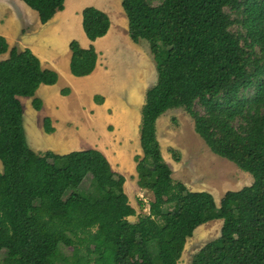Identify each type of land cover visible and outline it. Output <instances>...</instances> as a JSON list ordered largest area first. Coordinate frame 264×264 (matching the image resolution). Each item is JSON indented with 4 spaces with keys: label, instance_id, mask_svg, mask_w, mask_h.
<instances>
[{
    "label": "trees",
    "instance_id": "1",
    "mask_svg": "<svg viewBox=\"0 0 264 264\" xmlns=\"http://www.w3.org/2000/svg\"><path fill=\"white\" fill-rule=\"evenodd\" d=\"M22 1L43 24L66 2ZM121 1L131 39L149 41L158 71L141 110L143 155L136 156L137 183L154 195L149 214L129 219L137 209L126 177L102 150L59 154L30 147L19 96L33 97L40 110L38 88L56 84L59 73L28 47L10 50L0 35V55L9 51L0 58V264H180L188 238L216 219L223 220L221 234L192 264H264V0ZM82 27L95 41L109 32L111 19L86 6ZM69 47L71 73L90 75L96 47L77 39ZM180 107L215 154L253 175L251 185L227 191L218 203L211 192L173 178L157 121ZM44 130H55L50 117Z\"/></svg>",
    "mask_w": 264,
    "mask_h": 264
},
{
    "label": "rangeland",
    "instance_id": "2",
    "mask_svg": "<svg viewBox=\"0 0 264 264\" xmlns=\"http://www.w3.org/2000/svg\"><path fill=\"white\" fill-rule=\"evenodd\" d=\"M9 1L17 8L21 6L20 2H22L30 10L33 32L35 33L34 37L40 38L44 32L50 31L48 35L55 41V50L60 54V58H63V54L69 48L70 39H78L79 37L87 39L82 24H79L80 13L76 14L73 11L74 8L78 10L80 5H85L95 6L100 9H102L101 7L105 8L107 11L102 10L109 14L111 21L116 26L115 34L112 36L116 37L120 44L114 46L112 55L116 57L117 76L130 79V73L137 70L140 55L143 53L148 55L150 52V59L154 66L156 64L151 53L149 41L141 39L139 42H135L131 39L128 32V17L121 0H66L69 6L73 5L68 16L70 20L66 21V24H61V27L51 35L50 26L43 24L39 20L38 14L34 9L28 7L23 1ZM153 1L154 3L159 2V0ZM111 3L113 4L112 10L107 9L110 8ZM54 63L53 65H59L61 73L62 70L67 71L62 60ZM157 79L158 71L155 67L150 77L149 89L157 83ZM86 95L89 100L95 103L89 94ZM58 96L53 92L50 95L42 96V98L46 102H54L58 101ZM113 96L116 97V94H113ZM24 98L22 104L28 130L32 128V122L34 121V127L37 129L38 141L41 146L48 147L53 145L52 143H55V141L49 140L50 137L44 130L43 116L34 109L32 98ZM196 107L202 111V107L199 104ZM90 112L86 103L83 106L73 104L69 108L65 118H69L68 121L71 124L66 125L64 128L65 139L71 143H88L90 148L100 147L108 158L112 160L113 164H116L118 168H125V173H123L126 177L125 191L129 196L130 203L137 209V214L130 216L129 219L134 222L139 221L142 217L149 214L150 201L154 197L152 191L141 188L137 183L136 156L143 155L140 141L141 109H135L131 115H125L124 112L121 113V108L112 109V112L109 113L112 118L106 115L104 110H95L91 114ZM32 114L36 116L33 117ZM138 115H140V118ZM111 119L113 122L107 123ZM78 120L82 121L83 124L75 126V122ZM157 133L162 153L172 167L173 178L176 181L184 182L190 190L209 191L214 195L216 201L220 203L227 191L239 190L254 182V177L250 172L211 150L204 139L195 131L194 119L184 108H171L161 115L157 121ZM74 149L82 150V147ZM83 149L86 148L83 147ZM173 150H177L180 153V161L174 159ZM2 169L3 165L0 161V171ZM222 225L223 220L216 219L198 227L187 240L180 264H192L194 254L206 243L221 234Z\"/></svg>",
    "mask_w": 264,
    "mask_h": 264
},
{
    "label": "crops",
    "instance_id": "3",
    "mask_svg": "<svg viewBox=\"0 0 264 264\" xmlns=\"http://www.w3.org/2000/svg\"><path fill=\"white\" fill-rule=\"evenodd\" d=\"M20 3L19 4L21 6L17 8L12 5L9 0H0V35L6 37L9 43L10 50L14 46H17L20 50L28 47L40 57L43 67L55 69L59 73V80L56 84H41L36 92V96L41 98L43 102L42 108L40 110H37V112H39V114L43 116V124L45 117H50L52 126L55 128V130L52 133H48V137H50L49 140H54L55 143L53 142V145H49L48 147H44V145H42V148L40 142L38 141L36 131L37 129L34 127V121L32 122V128L28 130L24 116V124L26 127L28 143H31V145L30 143L29 145L33 150L38 153H43L47 150H53L56 153L65 154L73 150H80L74 148H90V146H88V143H71L69 140L65 139L66 134L64 133V128L66 127V125L71 124V122L68 121L69 118L65 117H67V111H69V108L73 104H75L76 106H83V104L86 103L88 104L89 110L91 111L90 114L95 110H104L106 112V115L108 116L109 113L112 112V109L116 110L121 108V113L124 112L125 115H131L135 109L142 110V107L145 104L146 100V93L149 89L148 85L150 82V77L156 67V64L154 66L152 60L150 59V52L148 55H145V53L140 55L137 70L130 73V79L117 76L116 57L115 55H112V51L114 50V46L119 45L120 42L116 39V37L114 38L112 36L115 34L116 26L111 21L110 30L105 36L100 37L95 41H91L86 36V34L85 36L87 37V39L80 37L78 38L81 42L82 47L88 48L92 44L96 47V50L98 52V60L95 70L90 75L75 76L70 71V61L72 56L70 47L66 49L65 53L63 54V58H60V54L55 50V41L48 35L50 31L46 33L44 32L40 38L34 37L35 33L33 32L32 27L33 23L31 12L26 6H24L22 2ZM72 7V4L71 6H69L68 3L65 2V9L62 11H58L50 21L45 23V25H48L51 28L52 33H50V35L56 32L58 28L61 27V24H66V21L70 20L68 16L71 13L70 10L72 9ZM85 7V5H80L78 10L77 8L73 9L76 14L80 13V25L82 24V10ZM112 7L113 4L111 3L110 8L107 9L112 10ZM101 8L106 10L103 7ZM71 40L72 39L69 40V43ZM8 57L9 51L0 55L1 59H6ZM60 60L65 63V66L67 68V71L62 70V73L60 72L59 65H53L55 64L54 62ZM64 88H69L70 93L67 95L63 94L62 90ZM53 92L59 95L58 101L46 102V100L42 98V96L50 95ZM85 93L89 94L95 101V103L92 100H89L88 96ZM113 94H116V97H114ZM96 95L103 96L105 98V101L103 103H97L95 99ZM19 98L21 101L25 99L24 96H19ZM31 98L33 100V97ZM124 114L123 116L125 117ZM32 115L33 117L36 116L34 114ZM109 117L112 118L111 116ZM138 117L140 118V115H138ZM112 122V119L107 121V123ZM81 124H83L82 121L78 120L75 122V126ZM94 148L102 150L97 146H95ZM110 162L115 171H118L122 174L125 173L124 167L118 168L116 164H113L112 160H110Z\"/></svg>",
    "mask_w": 264,
    "mask_h": 264
}]
</instances>
